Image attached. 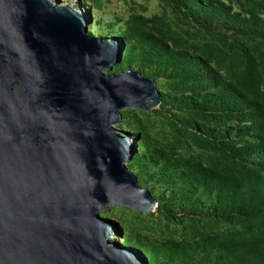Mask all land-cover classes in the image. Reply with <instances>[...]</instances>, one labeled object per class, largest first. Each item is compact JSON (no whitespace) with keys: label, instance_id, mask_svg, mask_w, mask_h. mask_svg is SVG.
Returning a JSON list of instances; mask_svg holds the SVG:
<instances>
[{"label":"water","instance_id":"obj_1","mask_svg":"<svg viewBox=\"0 0 264 264\" xmlns=\"http://www.w3.org/2000/svg\"><path fill=\"white\" fill-rule=\"evenodd\" d=\"M121 50L71 3L0 0V264H147L100 215L157 206L115 128L158 106L156 79L108 73Z\"/></svg>","mask_w":264,"mask_h":264},{"label":"trees","instance_id":"obj_2","mask_svg":"<svg viewBox=\"0 0 264 264\" xmlns=\"http://www.w3.org/2000/svg\"><path fill=\"white\" fill-rule=\"evenodd\" d=\"M169 1L192 10L191 18L199 23L204 21L206 29L210 28L206 18H214L221 28H236L238 32L250 34L264 47V0H243L250 6L245 15L229 12L218 0ZM120 34L126 41L138 43L144 50L152 52L155 68L143 71V75H163L173 79L177 87L190 84L185 92L182 91L180 100L172 101V106L195 114L197 117L190 115L186 120L191 124L187 122L183 126L196 129L197 123L201 128L197 130L201 133L194 130L189 132L190 136L210 145L216 144L217 150L227 159V164L221 166L194 157L178 156L157 166L148 176L156 177L159 184L174 183L171 197L190 212H205L224 219L236 218L233 228L202 234L190 240L156 241L149 248L141 240L133 242L126 239L121 244H133L141 250L148 258L147 264H189L195 259L205 264H264L262 59L242 44L240 54L230 62L232 70L221 73L213 63L217 56L219 58L213 46L204 48L200 55L170 48L149 30L146 19L140 15H131ZM196 88L201 89L196 91ZM186 90H190V94ZM211 114H216L214 116L221 122L236 120L235 128H213L210 126ZM158 208H163L171 218L176 217L164 202L159 201Z\"/></svg>","mask_w":264,"mask_h":264},{"label":"rangeland","instance_id":"obj_3","mask_svg":"<svg viewBox=\"0 0 264 264\" xmlns=\"http://www.w3.org/2000/svg\"><path fill=\"white\" fill-rule=\"evenodd\" d=\"M218 1L229 12H238L241 15H245L250 7L243 0ZM60 2L71 3L83 12L90 34L113 40L119 48L122 47L120 61L113 65L108 73L119 74L132 69L143 75V71H153L155 68L152 52L144 50L138 43L126 41L120 34L131 15L143 16L149 30L162 38L170 48L200 55L204 48L213 46L215 53L219 55L213 63L221 73L232 70L230 62L238 57L242 44H246L262 59L264 71V47L260 40L250 34L238 32L236 28H221L214 18H206V23L210 24V28L206 29L203 26L204 21L199 23L191 18L192 10L181 8L169 0H60ZM153 78L156 79V89L160 98L158 106L149 110H135L131 107L121 110V119L115 124V128L121 135L123 131L129 133L135 152L126 165L136 175L138 183L147 187L157 206L147 213L136 212L126 206L117 208L108 206L100 213L102 217L111 219L116 224L115 234L111 236L113 240L119 243L126 239L133 242L141 240L148 248L156 241L190 240L202 234L233 228L236 224V218L224 219L205 212H190L191 210L186 209L181 202L171 197L170 190L172 191L171 186L174 183L159 184L156 177L148 176L157 166L178 156L194 157L212 165L227 164L226 157L217 150L216 144L210 145L208 142H202L200 138L194 140L190 136L189 132L194 130L201 133L197 130L200 128L199 124L195 123L197 128L193 126L196 129L183 126L187 122L191 124L190 120L186 122L190 115H196L172 106V101L180 100L182 91L185 92V88L190 84L177 87L171 78L163 75ZM186 92L190 94V90ZM211 115L210 126L213 128L222 129L224 126L235 128L236 120L221 122L214 116L216 114ZM196 121L200 122L198 119ZM159 201L164 202L176 217L171 218L163 208H158ZM127 247L135 246L130 244ZM136 250L140 258L145 257L148 263L144 253ZM189 264L205 263L195 259Z\"/></svg>","mask_w":264,"mask_h":264}]
</instances>
